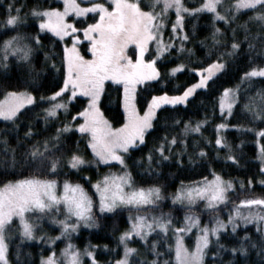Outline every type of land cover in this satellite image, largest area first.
<instances>
[{
  "label": "snow or ice",
  "instance_id": "1",
  "mask_svg": "<svg viewBox=\"0 0 264 264\" xmlns=\"http://www.w3.org/2000/svg\"><path fill=\"white\" fill-rule=\"evenodd\" d=\"M62 7H33L24 11L27 5L19 4L16 0L4 6V18L0 20V37L7 33L6 38H0V68L7 69L9 59L22 64L28 69L29 80L12 82L7 76L0 77V120L9 122L17 131L16 144L22 151L9 146L8 140L0 136V264H21L20 246H12L13 232H18L20 240H39L42 236L34 235L39 230L38 222L50 219L53 224L59 225V236L47 238L49 244L61 237L69 242L61 249L59 259L55 252L41 257L40 264H82V257L87 256L90 264H100L96 259V245H88L84 251L76 248L71 242V235L81 224L92 227L97 223L98 213H111L119 207H127L135 211L129 215V227L120 232L118 245L122 246L123 254L109 264H205L210 245L217 250L212 252V259L224 250L219 244L221 233L229 231L236 234L240 224L257 223L258 238L254 241L246 230L228 251L250 264H264V195L240 198L238 202L229 198V191L235 192L239 185L244 191L242 180L235 183L231 179H224L219 173L211 172V179L201 177V182L193 187L178 189L172 196L173 202L179 201L190 209L197 199L204 202L205 208L213 213L218 206L231 204V211L227 220L215 216L211 222L201 224L200 217L192 211H187L180 226L173 224L170 214L161 212L151 214L146 208H155L162 199L161 188L152 184L134 186L133 177L127 170L125 156L130 150H137L144 144L145 135L149 130L155 131L154 121L158 122L157 111H163V106L187 104L190 97L198 89H206L209 81L217 73L223 74L227 68L225 57H231L245 44L250 53H259L258 59H264V0H200L196 7H187L184 0H58ZM206 12L211 15L213 30L211 45L205 52L206 66L191 69L198 73L199 78L177 94L170 95L167 91L151 95L145 100L146 107L137 108V86L146 82L157 81L161 76L157 67L158 60L172 63L173 52L179 55L184 52L192 53L191 48L185 44L190 37L184 30L185 16H194ZM251 15H248V13ZM80 18L74 22L69 18ZM89 14L93 15V22H87ZM174 15V19L170 16ZM247 19L240 23V17ZM32 21L29 24V21ZM222 21L231 30V43L223 39L227 34L216 21ZM82 23L83 27H77ZM249 25L252 27L250 28ZM28 27L36 29V34L24 31ZM169 28V36L164 38L165 28ZM243 29V40L237 41L235 33ZM255 29V30H253ZM40 33H50V40H55L62 48V83H58L56 90L47 97L34 94L29 88L35 89V77L39 71L32 64L33 53L36 48L42 47ZM87 42V51L91 54L86 58L80 52L81 39ZM218 37H220L218 39ZM70 43H66L65 39ZM203 44L204 41H201ZM132 46V55H129V46ZM150 45L153 50L150 51ZM223 47L227 51H220ZM146 54L150 58H146ZM53 52H45V60L50 61L51 69L60 71L52 56ZM215 55V59H213ZM252 55H249V60ZM210 61V62H207ZM184 63H176L170 68L169 74H175L183 69ZM264 78V66H252L241 75V80L247 84L251 78ZM111 81L122 86L121 105L123 107L124 122L113 127L103 114L100 102L105 91V82ZM214 82V81H213ZM77 93L87 97L86 105L71 116L79 123H63L62 127L55 129V135L43 139H32L40 136L34 131V125L29 121L25 123L23 136H19V123L21 118L31 111L26 106L36 107L37 101L47 103L41 109L43 116L40 122L57 119L59 110L67 112L68 103ZM63 94V96H62ZM238 89L223 88L217 98L219 111L231 114L234 105L239 101ZM243 109L249 115L251 123H264V88L257 89L253 95L247 97ZM206 120L197 121L190 125L184 121L181 135L199 133ZM173 124L179 126L180 121ZM229 127H244L218 123L215 125V145L230 150V145L221 137L220 131ZM76 129L86 141L91 150L92 161L85 159L79 149L68 153L62 152L64 143L61 136L71 129ZM254 132L257 137L255 143L258 148L256 159L260 162V173L264 175V127L245 128ZM8 132V129H5ZM31 140V143L28 141ZM174 146H180L175 153L178 165L183 163L181 157L186 148L185 139H177L176 135L166 134L161 137L158 146L143 158L151 169L155 152L158 159L156 163L168 161L172 157ZM59 153V155H58ZM198 155H207L204 148H200ZM226 160L239 163L235 155L228 154ZM191 160V156H189ZM116 161L123 166L120 173L109 172L102 175L91 186L98 195L94 202L91 195L80 183H73L67 179L59 181L58 176L65 166L78 170L89 163L107 164ZM21 166L30 174L17 173L15 169ZM11 168L12 171H8ZM19 178L8 179V176ZM264 185V180L260 181ZM252 179L248 178L251 188ZM94 208L97 210L94 212ZM14 218L18 224L14 228ZM195 229L194 246L189 248L185 244V236ZM170 233V236H169ZM155 234L160 239L149 237ZM138 237L144 242L147 254L141 259L140 251L129 246V241ZM171 241V242H169ZM159 245V247H158ZM107 248V245L103 246ZM163 248L164 251H160ZM91 249V250H89ZM259 257L252 258V254ZM167 256V259L163 257ZM223 264V262H222ZM229 264H238V261H229Z\"/></svg>",
  "mask_w": 264,
  "mask_h": 264
},
{
  "label": "trees",
  "instance_id": "2",
  "mask_svg": "<svg viewBox=\"0 0 264 264\" xmlns=\"http://www.w3.org/2000/svg\"><path fill=\"white\" fill-rule=\"evenodd\" d=\"M10 0H0V20L4 18V6H6ZM19 4L27 5L24 11H27L33 7H62V2L58 0H16ZM200 0H184L187 7H196ZM248 15H251L249 12ZM72 19V17H70ZM80 19V18H79ZM79 19H75L74 22ZM247 19V16L242 15L240 17V23ZM87 22H93V15L89 14L86 18ZM32 21H29L31 24ZM216 26L220 27L227 35L223 38L227 42L231 43V30L222 21L217 20ZM82 23H77V27H83ZM251 28L252 26L249 25ZM32 34H36V29L28 27L23 29ZM184 30L189 34V41L186 42L185 47L191 48L192 53L184 52L179 55L173 52L171 57L172 63L166 60H158L157 67L160 70L161 76L157 78L158 81L146 82L145 85L139 86L137 89V108L143 109L146 107L145 100L150 99L153 94H160L161 91H167L170 95L177 94L182 91L187 85L194 83L198 78V73H194L191 69L206 66L205 52L211 50L206 48V45H211V33L213 30L211 15L206 12L199 13L194 16H185ZM255 30V29H253ZM2 31V30H0ZM167 36H169V28L165 30ZM7 33L3 37L6 38ZM237 41L243 40V29L237 30L235 33ZM50 33H40V39L42 47L36 48L33 53L32 64L39 71V74L35 77V89L29 88L30 91H34V94L47 97L50 92L56 90L58 83H62L61 71H62V48L55 42L50 40ZM220 37H218L219 39ZM201 41H204L202 44ZM67 43V39H65ZM80 52L86 58H90V53L87 51V42L84 40L80 43ZM55 52L56 55L52 56V59L56 61L57 68L60 71L52 70L50 61L45 60V52ZM220 51H227V49L221 47ZM132 55V49L129 50ZM249 55H252V59L249 60ZM259 53L252 54L247 49L245 44H241V48L237 50L231 57H225L227 61V68L223 74L218 73V78L214 77L209 81V86L206 89H198L194 94V97H190L187 104L175 105V106H163L164 110L157 111L158 122L154 121L155 131L149 130L145 135V142L138 146L137 150H130L125 156V163L133 177L135 186H149L156 184L161 188V194L163 200L155 208H146V211L160 214L161 212L170 214L176 220H180L186 214L187 211H192L200 217L201 222L211 223L215 216L226 219L228 213L231 211V204L220 205L218 210L213 213L205 208L200 203L191 206L189 209L186 205L171 202V195H173L181 184H191L200 182L201 177H211V172L215 171L219 173L224 179H231L233 182L242 180L244 182V191L241 192L239 185H237L235 192L229 191V198L232 201H236L237 197L248 198L264 195V185L260 184L261 180H264V175L260 173V162L256 159L258 154V148L255 143L257 137L254 132L244 130L245 128L259 129L264 127V123L256 122L251 123L249 115L246 114L243 109V104L247 102V97L253 95V93L260 88H264V78L253 77L245 84L241 80L243 72L248 71L252 66H264V59H258ZM215 59V55L212 57ZM184 63L185 69L177 72L175 76L169 74V69L175 66L176 63ZM210 62V61H207ZM7 76L14 83L23 82L30 79L28 76V69L22 64V62H16L9 59L7 69L0 68V77ZM214 81V82H213ZM237 88L238 95L240 97L238 103L234 105L231 114L226 115L221 113L218 108L217 98L222 92L223 88ZM121 86L111 82H105V91L101 96L100 107L104 116L111 121L114 127H118L124 122L123 120V107L121 105ZM63 96V95H62ZM68 103L67 112L59 110L57 119H50L48 121L40 122V118L43 116L41 109L47 107V103H40L37 101L36 107L26 106L31 109L24 117L21 118V122H18L20 127L18 130L19 136H23L25 129V123L31 122L34 125V131L40 132V136H34L32 139H43L48 136L55 135V129L62 127L63 123L69 122L72 124L79 123L80 118L75 121L71 120V116L80 111L87 103V97L82 95H76ZM2 99V94H0ZM174 120H179V126L173 124ZM206 120V123L201 126L199 133L189 132L186 136L181 135L183 129V122L188 121L190 125H194L197 121ZM228 123L229 125H238L242 127H229L222 129L220 135L230 145V150L223 146L215 145L216 129L215 125L218 123ZM8 129L9 135L5 132ZM168 135L169 139L172 135H176L177 139L186 140V148L184 155L181 157L183 163L178 165L175 158V153L180 150V146H174L172 149V157L168 161H161L157 164L155 161L158 159L153 151L154 161L151 169L147 166V161L143 158L158 146L161 137ZM17 131L12 128L9 122L0 120V136L5 137L11 148L19 149L15 136ZM61 140L64 143L62 152L68 153L79 149L80 154L88 156L90 159V153L86 146L84 137L76 130L71 129L69 132L61 136ZM31 143V140L28 141ZM264 143V139L261 140ZM3 145L0 144V148ZM200 148H204L207 153L206 156L200 157L198 155ZM228 154L235 155L239 163L226 160ZM59 155V153H58ZM191 156V160L189 159ZM119 165L110 164L99 166L98 170L108 171L118 170ZM2 170V169H0ZM97 168L93 166H83L80 170H73L65 166L63 172L57 177L59 181L67 179L73 183H80L92 196L94 202L97 201V195L91 186V181L97 178ZM8 171H12L11 168ZM15 171L19 174L21 172L24 175L30 174L25 171L23 167L17 166ZM251 177V188L248 186V178ZM8 179L19 178V175L13 177L8 176ZM97 211L94 208V212ZM131 214H135V211H130L128 208H118L111 213H98L97 223L94 227L81 229L74 237L73 243L79 248L83 249L88 245H96V259L100 264H109L110 261L118 259L123 253L122 246L118 245V236L120 232L124 231L128 224V217ZM42 229L34 233V235L42 236L44 239L33 240H20L18 238V232H13L12 246H20L21 252V264H40V259L43 256L49 255L54 250L59 251L64 245V240L59 239L47 244V238L58 233V227L50 224L47 219L41 222ZM13 227H16L14 222ZM246 230L252 239L255 241L258 238L257 224H240L237 228L236 234H232L230 231L227 234L221 233L219 244L224 246V250L220 251L219 255L212 259V252L216 251V246L210 245V250L205 257V264H229V261H238V264H250V261H245L237 256H233L228 249L236 245V241L244 235ZM153 235V234H151ZM152 239H160L155 234ZM152 239H149V244ZM47 242V243H46ZM171 242V241H169ZM107 245V248L103 246ZM140 247L141 259L145 256L151 259V255L147 254L146 246L137 242ZM159 247V245H158ZM160 251H164L163 248ZM167 259V256L163 257ZM254 260H258L259 257L252 254ZM13 264L15 260L13 257ZM139 264V261L136 262Z\"/></svg>",
  "mask_w": 264,
  "mask_h": 264
},
{
  "label": "rangeland",
  "instance_id": "3",
  "mask_svg": "<svg viewBox=\"0 0 264 264\" xmlns=\"http://www.w3.org/2000/svg\"><path fill=\"white\" fill-rule=\"evenodd\" d=\"M63 6V5H62ZM70 17H72V14H69V18ZM72 19H73V21L75 20V19H79V18H75V17H72ZM170 19H174V15H171L170 16ZM168 28L166 27L165 28V30H167ZM165 30H164V38L165 39H167V35H166V33H165ZM170 34V33H169ZM67 39V38H66ZM67 43H70V41L67 39ZM82 41H84V39H83V37H82V39H81V42ZM78 47H79V45H78ZM153 45H150V51H152L153 50ZM130 48L132 49V46L130 45L129 46V50H130ZM129 55H131L130 54V52H129ZM146 58H150V57H148L147 56V54H146ZM218 74V73H217ZM198 76H199V74H198ZM140 85H138L137 86V89H138V87H139ZM233 89H237L236 87L234 88L233 87ZM121 92H122V86H121ZM63 95V94H62ZM77 95H81V94H79V93H77ZM67 99V98H66ZM226 115H229V113L227 112V111H225L224 112ZM81 122V121H80ZM113 126V125H112ZM114 127V126H113ZM85 139V138H84ZM85 143H86V141H85ZM88 150H89V153H90V159L88 158V156H84L85 157V159L86 160H88V161H92L93 160V156H92V154H91V150L88 148ZM82 155V154H81ZM110 164H117V165H119V167H118V170H111V169H108V171H101V170H98V167L99 166H104V165H110ZM85 166H93V167H95V168H97V170H96V173L98 174V176H97V178H94L92 181H91V185L93 184V183H95V181L96 180H98L102 175H104V174H107V173H109V172H114V173H120V172H122L123 171V166L122 165H120L119 164V162H116V161H111V162H108L107 164H98V163H89V164H87V165H85ZM83 167V166H82ZM74 170V169H73ZM78 170H80V169H78ZM127 170L129 171V169H128V167H127ZM212 177H210V178H208V179H211ZM201 182V181H200ZM196 183H199V182H195V183H191V184H181L179 187H178V189H185V188H188V187H193V186H195V184ZM235 183V182H234ZM135 186V185H134ZM94 189V188H93ZM177 189V190H178ZM94 191H95V189H94ZM177 192V191H176ZM176 192L173 194V195H171V197H170V199H171V202L172 203H178V204H181V205H186V204H182L181 202H179V201H176V202H173V200H172V196H174L175 194H176ZM89 193V192H88ZM96 193V192H95ZM90 195V194H89ZM97 195V194H96ZM163 200V196H162V199L158 202V205L160 204V202ZM97 201H98V195H97ZM197 203H200L201 205H203V208H205V205H204V202L202 201V200H200V199H197L196 200V202H195V204L194 205H196ZM194 205H192V206H194ZM187 206V205H186ZM119 208H127V207H119ZM118 209V208H117ZM206 209V208H205ZM106 213H108V212H106ZM151 214H155V215H158V213H154V212H150ZM136 214V213H135ZM135 214H131V215H135ZM229 214V213H228ZM228 216V215H227ZM171 217V216H170ZM171 219H172V222H173V224L174 225H176V226H180L179 225V221H181L182 219H180V220H176V219H174L173 217H171ZM221 219H223V218H221ZM48 220V222H50V224H52V225H54V226H56V227H58V230H59V225H56V224H53L52 222H51V220L50 219H47ZM224 220H227V217H226V219H224ZM44 221V220H43ZM14 222L16 223V225L18 224V221H15V218H14ZM41 222L42 221H40V222H38V228H39V230H43L42 229V224H41ZM212 222V221H211ZM253 223H256V222H253ZM201 224H204L203 222H201ZM209 224V226H211V223H208ZM257 224V223H256ZM92 227H94V226H92ZM128 227H129V224H128V226H127V228L125 229V230H127L128 229ZM84 228H91V227H87V226H85V225H83V224H81L80 226H79V228H78V230L75 232V233H72V235H71V240H70V242L74 245V243H73V237L81 230V229H84ZM124 230V231H125ZM57 236H59V231H58V233L56 234V235H54V236H52V238H55V237H57ZM152 236H154V234L153 235H150V237H149V239H152ZM169 236H170V233H169ZM60 239H63L64 240V245L61 247V249H63L64 247H65V245L69 242L67 239H65V238H63V237H61ZM56 240H59V239H55L54 240V242L56 241ZM194 241H195V229H193V232H191V233H188L186 236H185V244H186V246H188L189 248H192L193 246H194ZM54 242L52 243V244H54ZM137 242H139L141 245L144 243L143 241H141L138 237H133V238H131V240L129 241V246H131V247H135V248H137L139 251H140V247L137 245ZM47 243V242H46ZM47 244H49V243H47ZM49 245H51V244H49ZM75 246V245H74ZM76 247V246H75ZM77 248V247H76ZM61 249L59 250V251H56V250H54V252H55V254H56V256L59 258V259H62V257L60 256V253H61ZM79 249V248H78ZM84 249L85 248H83V249H80V251L81 252H83L84 251ZM89 250H91V249H89ZM96 250H97V248H96ZM123 254V253H122ZM43 257H46V256H43ZM82 264H90V259L85 255V256H83L82 257Z\"/></svg>",
  "mask_w": 264,
  "mask_h": 264
}]
</instances>
